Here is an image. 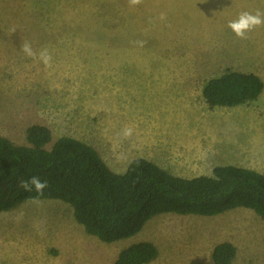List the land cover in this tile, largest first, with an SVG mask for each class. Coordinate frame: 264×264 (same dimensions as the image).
Masks as SVG:
<instances>
[{
  "label": "rangeland",
  "instance_id": "1",
  "mask_svg": "<svg viewBox=\"0 0 264 264\" xmlns=\"http://www.w3.org/2000/svg\"><path fill=\"white\" fill-rule=\"evenodd\" d=\"M257 11L264 0H0V136L29 146L26 129L42 125L47 150L60 137L81 141L118 174L137 158L184 178L211 176L244 154L264 164V88L235 107L210 108L202 96L226 71L264 83V24L247 39L228 27ZM173 130L179 154L162 136ZM141 241L157 247L149 264H209L223 242L235 246V264H264V220L245 208L159 215L112 243L87 235L60 200L0 212V264H113Z\"/></svg>",
  "mask_w": 264,
  "mask_h": 264
},
{
  "label": "trees",
  "instance_id": "2",
  "mask_svg": "<svg viewBox=\"0 0 264 264\" xmlns=\"http://www.w3.org/2000/svg\"><path fill=\"white\" fill-rule=\"evenodd\" d=\"M263 88L255 74L226 71L206 82L202 96L210 108L235 107L255 101ZM26 140L29 146L14 145L0 136V212L29 200H60L84 232L103 243L129 238L163 214L210 217L245 208L264 220V175L253 170L216 166L211 176L183 178L137 158L118 174L81 141L60 137L47 150L45 126H29ZM34 176L47 183L42 195L21 186ZM236 251L220 243L209 264H235ZM157 257V247L141 241L120 251L113 264H149Z\"/></svg>",
  "mask_w": 264,
  "mask_h": 264
},
{
  "label": "clouds",
  "instance_id": "3",
  "mask_svg": "<svg viewBox=\"0 0 264 264\" xmlns=\"http://www.w3.org/2000/svg\"><path fill=\"white\" fill-rule=\"evenodd\" d=\"M130 2L133 5H137L141 3V0H130ZM262 16H264V14L260 13L259 11H257L255 14H252L250 12H241L238 19L229 22L228 27L235 33V35L238 38L247 39L248 32L264 24V18H262ZM22 47H23V51L27 55L29 56L34 55L31 46L29 44L25 43ZM40 58L46 65L50 64L51 57L47 54L46 51L40 54ZM131 134H132V129L130 128L124 132L125 136H131ZM29 185L33 186L35 191L39 195H42L43 190L47 187L46 182H42L38 177L35 176L32 177L27 182H21V186L25 190H31Z\"/></svg>",
  "mask_w": 264,
  "mask_h": 264
},
{
  "label": "crops",
  "instance_id": "4",
  "mask_svg": "<svg viewBox=\"0 0 264 264\" xmlns=\"http://www.w3.org/2000/svg\"><path fill=\"white\" fill-rule=\"evenodd\" d=\"M253 134L254 135H260L258 132H256V131H254L253 130ZM164 138H169V139H172L173 140V143H174V145L172 144V148H174V149H172V151H170V153L172 152V153H174V154H179L180 152H178V151H175V149H176V147L177 146H179V145H177L176 144V141H179L180 139H181V133H176L174 130H173V133H165V134H163L162 135ZM162 136H160V137H162ZM180 138V139H179ZM142 145H149V144H142ZM158 146V145H157ZM160 146L161 147H163L162 146V144H160ZM228 146V145H227ZM147 147H149V146H147ZM155 146L153 145V147H151V148H154ZM168 147V146H167ZM226 147V146H225ZM149 152L151 153V151L149 150ZM208 154V157L209 158H211L210 157V154L211 155H213V152L210 150L209 152H207ZM241 153H243L244 154V152H240V154ZM244 157L242 158V159H240V161L239 162H237L238 164H233V163H229V164H223V165H221V164H219V165H217V166H226V165H232V166H236V167H239V168H244V169H250V170H253V171H255V172H257V173H260V174H262V175H264V164H263V160H255V159H253L252 157H247V158H245L246 156H245V154L243 155ZM144 159V158H143ZM146 160H148V161H150V162H153L151 159H148V158H145ZM132 161V159L130 160V162ZM124 173V172H123ZM179 177H181V176H179ZM184 178V177H183Z\"/></svg>",
  "mask_w": 264,
  "mask_h": 264
}]
</instances>
